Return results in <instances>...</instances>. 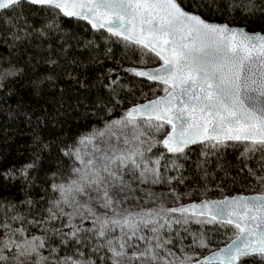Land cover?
<instances>
[{
  "label": "snow or ice",
  "instance_id": "snow-or-ice-1",
  "mask_svg": "<svg viewBox=\"0 0 264 264\" xmlns=\"http://www.w3.org/2000/svg\"><path fill=\"white\" fill-rule=\"evenodd\" d=\"M237 14L264 17V0H0L15 49L0 55V95L34 126L28 158L0 170V189L23 193L0 198V264H264V31ZM114 45L119 71L101 67ZM69 112L102 127L60 131ZM237 145L240 191L190 187L188 161L207 181Z\"/></svg>",
  "mask_w": 264,
  "mask_h": 264
},
{
  "label": "trees",
  "instance_id": "trees-1",
  "mask_svg": "<svg viewBox=\"0 0 264 264\" xmlns=\"http://www.w3.org/2000/svg\"><path fill=\"white\" fill-rule=\"evenodd\" d=\"M217 22H224L225 18L229 20L230 23L233 21L231 18L221 17L218 14L212 15L210 17ZM236 26L247 27L249 31H264V17H253L250 19H246L239 14L236 15L235 19ZM66 29L71 31L78 26L74 22L67 23L65 25ZM5 30L3 24H0V33ZM92 38L90 35H85V39ZM15 51L8 47L6 44L0 42V55L7 56L9 53ZM114 59L105 61L101 66L103 68H112L114 71H119L116 67V61L123 64L125 67L129 66L128 61L122 58L123 48L121 45H114L113 47ZM131 59H136L135 56L131 57ZM99 72V68H92L89 70V76L94 77ZM120 76L123 78L122 82L127 83L129 87H132L134 90L139 92L140 84L137 83V78L132 77L126 73L120 72ZM16 90L19 92L20 97H23L26 101L31 103L33 107H39L40 104L44 102L39 99L32 98L30 96L29 90L23 86V82L17 84ZM97 91L103 94V89L94 87L93 92L91 94V98H94ZM145 91L147 89L145 88ZM83 95V93H81ZM19 97L13 96L9 97L7 101V105L3 103V97L0 95V170L7 168L11 165H18L24 162L29 153L31 152V143L32 136L34 132V126H29L23 118L18 120H10L7 116V106L11 105L14 109L16 106L17 99ZM73 102H75V97H73ZM81 111L83 109L81 108ZM118 115V113L114 114ZM61 120H66L64 128L60 131H64L68 134H77L79 132L87 131L90 127L101 126L102 124L95 118L92 120L82 119L78 112H69L67 117H61ZM40 135L44 138L45 141L52 139L55 135H59V131L57 129H53L51 127H41L39 129ZM242 151V146L237 145L236 148H228L223 153V158L221 160L222 169L220 167L213 166L209 169L212 172V175H209L207 181L201 178V174L194 169L192 165V161H188L185 164L187 172L185 173L190 178V187L191 188H202L205 183L208 184L209 188L216 189L217 186L220 188H224L226 192H236L241 190V184L243 183L244 174L241 173L239 176L236 174L235 165L239 162L240 152ZM195 154H193L192 159H195ZM259 156L257 154L256 159ZM213 159H215L213 157ZM252 165L256 166V161H252ZM171 174V173H170ZM233 177L236 178V185L233 188ZM163 190V189H158ZM210 198H219V193L217 191H212L208 193ZM32 196L39 199L40 194L38 192H33ZM201 194L199 192L193 195V201H199ZM9 197L14 200L23 199V193L20 191V185H11L6 189H0V198ZM184 203H188V200L183 201ZM196 226L193 225V228ZM223 239V237H220Z\"/></svg>",
  "mask_w": 264,
  "mask_h": 264
},
{
  "label": "water",
  "instance_id": "water-1",
  "mask_svg": "<svg viewBox=\"0 0 264 264\" xmlns=\"http://www.w3.org/2000/svg\"><path fill=\"white\" fill-rule=\"evenodd\" d=\"M194 202H199V201H194Z\"/></svg>",
  "mask_w": 264,
  "mask_h": 264
}]
</instances>
